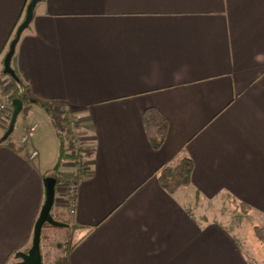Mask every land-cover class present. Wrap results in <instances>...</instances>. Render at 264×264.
I'll use <instances>...</instances> for the list:
<instances>
[{"label": "crops", "instance_id": "1", "mask_svg": "<svg viewBox=\"0 0 264 264\" xmlns=\"http://www.w3.org/2000/svg\"><path fill=\"white\" fill-rule=\"evenodd\" d=\"M28 2L0 0V75ZM12 68L48 110L34 106L0 147V264L32 247L60 155L51 114L62 112L89 149L86 173L73 159L61 167L78 184L69 264H264L248 241L264 226V0H41ZM149 109L170 127L160 150ZM31 124L39 130L21 150ZM184 158L192 185L169 194L157 174ZM61 182L57 210L68 206Z\"/></svg>", "mask_w": 264, "mask_h": 264}, {"label": "rangeland", "instance_id": "2", "mask_svg": "<svg viewBox=\"0 0 264 264\" xmlns=\"http://www.w3.org/2000/svg\"><path fill=\"white\" fill-rule=\"evenodd\" d=\"M11 86L10 80L8 78L2 77L0 75V106L2 104H4V98L5 96H10V93L7 91V89ZM13 109V107H12ZM11 114V109H10V105L8 106V111L6 113H2L0 114V118L3 117L5 119H8V123H7V127L8 125H10V121H9V116ZM67 117L69 119H67ZM73 121L75 126H68L67 125V121ZM22 118L21 121L18 125V127L21 125L22 123ZM51 121L52 123H56L58 128L61 129L62 133H63V138L65 140V150H66V154H74L76 156L81 157L79 160L78 159H73L74 162L77 163V167L80 173H86L87 167H88V162H87V157H88V145L85 142V138L83 136V132L80 130L79 126L80 124L78 123V121H76L75 119H72L69 114L67 112H62L60 113V115L58 114V116L56 115H52L51 114ZM17 124V123H16ZM32 126H36L37 129L33 135V137L36 135V133L39 130V125L38 124H31L30 126H28L27 128H30ZM18 127L15 131V135L18 132ZM27 128H25V130L20 134V137H17L18 141V148L21 150H24L30 143V141L27 143V145L22 146L21 145V140L22 137L25 135ZM32 137V138H33ZM73 141H75V143L73 144ZM26 146V147H25ZM79 146L81 148H79ZM36 152V151H33ZM31 151L32 154L33 153ZM59 181H62V186H58L59 190L61 192H63L62 194H65V189L63 186L66 185H71L73 183L67 182L59 176ZM69 194V193H68ZM67 194V195H68ZM67 200V197H66ZM226 217L228 221L231 222L232 227H236L242 230V235L246 236L247 232L249 230V228L247 227V222L244 221V219H242V217L239 215V212H237L234 209H230L226 212ZM238 214V215H237ZM52 216L54 217V219L60 223H64L67 224L69 227L68 228H47L43 230L44 234H43V238H42V242H41V251L43 253V260L45 262V264H53L55 263L58 259L61 258H67L68 252L71 250V246L72 244H75L76 240L73 239V232L72 229L70 228V223L72 222V213H71V208L69 207V205L65 206L63 209L61 208L60 210H57L55 205L52 209ZM250 222V221H249ZM264 227V226H262ZM248 228V230H247ZM251 232V231H250ZM255 232V230H254ZM239 234V233H238ZM250 240V242H253L254 244H256L257 246V250L254 248V251L256 252L258 259H264V243H262L256 234L250 233L249 237H248V241ZM249 242V243H250ZM262 244V245H261ZM244 246V245H243ZM247 248V247H246ZM247 250V249H246ZM250 250H252V247H248V253L250 254ZM260 253V254H259Z\"/></svg>", "mask_w": 264, "mask_h": 264}, {"label": "trees", "instance_id": "3", "mask_svg": "<svg viewBox=\"0 0 264 264\" xmlns=\"http://www.w3.org/2000/svg\"><path fill=\"white\" fill-rule=\"evenodd\" d=\"M30 1L31 0H29L27 6L29 5ZM27 6L25 8L23 21L25 19ZM17 29H18V27H17ZM17 29H16L15 33L13 34L11 41L9 42V47H10L12 40L15 38ZM7 52H6V54H7ZM4 59H5V57L2 60L3 62H4ZM1 76L8 78L10 80V83H11V86L7 89V91L11 95L10 101H9V105H10V109H11L9 121H11L12 114H13V109H12L13 101L14 100H20L23 103V111L18 117L17 124H16V127H15L13 134L8 138L7 141L0 142V147L3 145L13 146L14 145L15 131H16V129H17V127L21 121V118H22V120L24 118H26L27 114L32 110V108L34 106H39L43 109L48 110V105L45 103H36V104L31 103L26 97V90L27 89L24 86V84L20 81L19 78L17 81H15L11 77L5 75L4 71L1 73ZM67 119H69V118L67 117ZM143 122H144V127L146 130V133L149 137L151 146L155 150H160L163 147V145L166 141V138L168 136V133H169L170 127H169L168 121L163 116H161V114L157 110L149 109V110H146L143 114ZM53 125L56 129V133H57L58 139L60 141V155H59V158H58V161H57V164L54 168V173H53V175L57 179V184H58V183H60L59 176H61V174H62L61 167H62L63 163L68 161L69 159H74V160L78 159L79 160L81 157L76 156L74 154H69V155L66 154V150H65L66 146H65V140L63 138V133H62L61 129L58 128L56 123H54ZM8 128H9V125L5 131V134L8 131ZM193 172H194L193 161L191 159L184 158L177 165L169 166V167H166V168L160 170L157 174V180H158L161 188L164 191L168 192L169 194H175V193L179 192L180 190L189 188L192 185ZM44 228L47 229V228H51V227L49 225H46ZM255 234L257 235L258 239L262 243H264V227L255 228ZM77 244L72 245L71 249H73L75 246H77ZM15 262H17L16 259H14L12 264H14ZM43 264H45L44 261H43ZM53 264H69V262H68V259L64 257V258L58 259Z\"/></svg>", "mask_w": 264, "mask_h": 264}, {"label": "water", "instance_id": "4", "mask_svg": "<svg viewBox=\"0 0 264 264\" xmlns=\"http://www.w3.org/2000/svg\"><path fill=\"white\" fill-rule=\"evenodd\" d=\"M40 1L41 0L30 1L29 5L27 6L25 19L23 23L18 27L15 38L12 40L9 47V51L4 59V74L11 77L15 81L18 80V77L12 68V60L15 55L17 45L20 42L23 33L30 27L33 21L35 9ZM12 107H13V114L8 131L6 132V134L4 135V137L0 142L7 141L8 138L13 134L18 117L23 111V103L20 100H14L12 103ZM44 185H45L46 200L42 208L40 217L35 224L32 247L27 253H18L15 257V259L17 260V263L15 264H43L41 242H42V233L44 227L46 225H49L50 227L53 228L69 227L67 224L56 221L52 216V209L55 205L57 179L53 177L47 178L44 181Z\"/></svg>", "mask_w": 264, "mask_h": 264}, {"label": "built area", "instance_id": "5", "mask_svg": "<svg viewBox=\"0 0 264 264\" xmlns=\"http://www.w3.org/2000/svg\"><path fill=\"white\" fill-rule=\"evenodd\" d=\"M9 101H10V96H5L4 104H2L0 106V114L6 113L8 111ZM67 122H68L67 123L68 126H70V125L73 126V127L75 126V124H74V122L72 120L71 121L69 120ZM36 129H37L36 126H32L30 128H27L26 133L22 137V140H21V145L22 146L27 145V143L32 139ZM74 143H75V141H73V144ZM79 148H81V147L79 146ZM37 156H38V153L37 152H33L32 154H30V159L34 160ZM63 187L65 189V194H66L65 197H67V204L71 208V213L73 215L75 213V207H76V199H77V193H78V184L77 183H73L71 185L69 184V185H66V186H63Z\"/></svg>", "mask_w": 264, "mask_h": 264}]
</instances>
